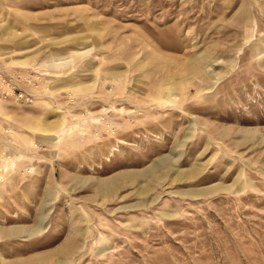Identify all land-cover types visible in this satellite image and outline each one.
Instances as JSON below:
<instances>
[{
  "label": "rangeland",
  "instance_id": "1",
  "mask_svg": "<svg viewBox=\"0 0 264 264\" xmlns=\"http://www.w3.org/2000/svg\"><path fill=\"white\" fill-rule=\"evenodd\" d=\"M0 72V264H264V0H0Z\"/></svg>",
  "mask_w": 264,
  "mask_h": 264
},
{
  "label": "built area",
  "instance_id": "2",
  "mask_svg": "<svg viewBox=\"0 0 264 264\" xmlns=\"http://www.w3.org/2000/svg\"><path fill=\"white\" fill-rule=\"evenodd\" d=\"M3 76L4 74L0 72V80L8 87V90L10 91L9 94H15V89L12 87L10 82H6V79ZM17 99L28 101L27 97H25L21 93L18 94Z\"/></svg>",
  "mask_w": 264,
  "mask_h": 264
}]
</instances>
